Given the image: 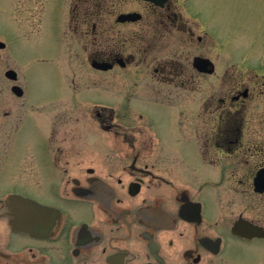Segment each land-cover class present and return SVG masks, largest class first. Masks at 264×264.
<instances>
[{
	"label": "flooded vegetation",
	"instance_id": "obj_1",
	"mask_svg": "<svg viewBox=\"0 0 264 264\" xmlns=\"http://www.w3.org/2000/svg\"><path fill=\"white\" fill-rule=\"evenodd\" d=\"M38 1L0 0V264L241 259L264 239L233 231L241 221L264 228V189L256 184L264 169V109L249 107L250 90L231 92L229 81L221 85L224 96L215 95L217 65L202 36L188 58L167 56L168 34L195 36L187 17L194 0H179L184 12L174 0H116L125 9L113 5L107 17L77 6L72 16L64 11L53 53L51 0H43L38 16L27 10ZM103 23L110 27L100 33ZM197 58L208 60L207 71L195 66ZM86 61L99 77L200 78L210 90L126 92L113 98L133 106L99 103L94 116L107 138H98L99 152L88 155L86 92L67 90L85 81ZM50 81L62 82L67 95L55 97ZM136 113L144 124L132 122Z\"/></svg>",
	"mask_w": 264,
	"mask_h": 264
},
{
	"label": "rangeland",
	"instance_id": "obj_2",
	"mask_svg": "<svg viewBox=\"0 0 264 264\" xmlns=\"http://www.w3.org/2000/svg\"><path fill=\"white\" fill-rule=\"evenodd\" d=\"M65 2L67 0H51L50 2L48 28L50 31L53 30V32H51L52 37L49 43L52 48L50 47L47 52H55L58 45L61 44L57 32L61 30L64 11H70L69 14L72 16V12L78 6V9L80 8V10L86 12L102 11L104 16L107 17L109 15L106 13L112 11L114 6L120 5L119 9L115 7L118 10H124L126 7L125 4L118 3L116 0H68L64 8ZM193 2L195 5L190 9L193 15L187 17L192 19L195 36L192 40H189L190 36L182 33L168 34L166 39L167 56L169 58H188L190 53L197 49V36H202L204 42L210 43V49L207 51L217 65L215 72L217 78L214 79L215 82L212 88L215 95L217 97L224 96L223 92H226L227 89H223L221 85L229 81L231 92L244 91L245 88L250 90L254 98L248 102L249 107L264 109V0H194ZM173 4L182 12L188 10L186 7L182 8L183 4L179 0H174ZM35 5V3H29L27 10L32 12L36 10L38 16L45 10L43 0L38 1V8L35 9ZM193 16L196 18H193ZM35 26L32 24V27ZM107 27H110V24L103 23L99 25L100 33L104 32ZM118 37L124 38L126 36L121 35ZM90 38L89 36L87 37L88 42ZM44 43L47 45L48 41L45 40ZM191 48L193 50H189ZM206 49L204 47V52H206ZM197 52H201V49H198ZM84 71V82L74 85L68 84L69 88H66L71 92V95L74 90L86 92L85 124L87 128L86 153L88 155H94L99 152L97 149L98 138L101 137L103 140L107 138V134L103 132L100 136L94 116L95 110L99 108V103L113 108L133 106L134 103L130 101L131 99L125 100L122 105L121 99L113 98L117 95L123 96L126 92V97H133V92L138 94L151 90L162 92L182 91L183 93L191 90L200 93L210 90L209 82L200 78L193 83H148L134 82L133 79L124 76L128 73H114L115 77H99L87 64V61ZM49 83L52 85L51 81ZM52 90L55 97L67 95L64 84L60 81L53 82ZM215 105H219L218 101H216ZM137 117L136 113L132 122L144 124V121L138 120ZM159 122L160 129L166 132V122L161 120ZM262 219L264 222V204ZM249 247L244 251L241 259L227 264H264V239L250 244Z\"/></svg>",
	"mask_w": 264,
	"mask_h": 264
},
{
	"label": "water",
	"instance_id": "obj_3",
	"mask_svg": "<svg viewBox=\"0 0 264 264\" xmlns=\"http://www.w3.org/2000/svg\"><path fill=\"white\" fill-rule=\"evenodd\" d=\"M156 2L161 3L158 0H156ZM131 17L132 16H128L127 18L129 19ZM208 65H209L208 60L197 58L195 61V66L198 67L202 71H207L206 67H208ZM93 66L97 69H107V66L105 64H100L98 62H94ZM210 73H212V71H210ZM263 179H264V169L259 172L258 177L256 179V184H257L258 189H262V190L264 189V188H260V183L263 182ZM233 231L236 234H239V235L245 236V237H249V238L256 237V236L264 237V228L254 226L251 223L246 222V221L239 222L234 227Z\"/></svg>",
	"mask_w": 264,
	"mask_h": 264
}]
</instances>
